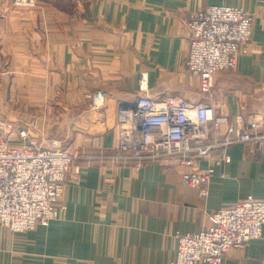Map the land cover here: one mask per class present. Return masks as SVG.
Returning <instances> with one entry per match:
<instances>
[{"label": "crops", "instance_id": "obj_1", "mask_svg": "<svg viewBox=\"0 0 264 264\" xmlns=\"http://www.w3.org/2000/svg\"><path fill=\"white\" fill-rule=\"evenodd\" d=\"M208 5L253 16L235 68L214 75L213 97L184 65L185 20ZM140 79L154 99L205 101L231 122L264 119V0H36L33 8L0 0V118L21 127L33 119L37 139L78 151L61 216L24 232L0 226V264H171L177 235L207 228L209 212L264 199V146L230 144L225 177H213L204 197L182 181L183 166L118 154L117 104L136 99ZM98 91L105 98L95 105ZM263 250L264 225L218 264H261Z\"/></svg>", "mask_w": 264, "mask_h": 264}, {"label": "built area", "instance_id": "obj_2", "mask_svg": "<svg viewBox=\"0 0 264 264\" xmlns=\"http://www.w3.org/2000/svg\"><path fill=\"white\" fill-rule=\"evenodd\" d=\"M13 3L35 4L34 0ZM185 24L189 31L185 68L197 77L199 92L213 97L214 75L235 68L251 39L253 16L235 6L208 5L190 12ZM144 83L139 80L140 93L133 102L118 101V154L137 162L183 166L182 181L197 187L204 197L213 177H225L230 144L252 143V150L264 146V119L237 114L231 122L228 115L217 114L205 101L192 103L171 94L154 99L146 93ZM95 96V105L102 104L105 92ZM24 125L18 129L17 124L0 120V226L13 232L32 230L60 217L65 208L60 200L65 178L78 156L76 150L62 148L54 138L31 137ZM200 160L206 161L204 168L199 166ZM207 218L209 225L204 230L177 235L171 264H218L228 250L245 248L249 240L261 236L264 199L247 195L209 212Z\"/></svg>", "mask_w": 264, "mask_h": 264}, {"label": "rangeland", "instance_id": "obj_3", "mask_svg": "<svg viewBox=\"0 0 264 264\" xmlns=\"http://www.w3.org/2000/svg\"><path fill=\"white\" fill-rule=\"evenodd\" d=\"M34 2H35V4H34V6H28V5H18V6H23V7H27V8H33V7H35V5H36V0H34ZM12 3H13V0H12ZM14 4V3H13ZM14 5H16V4H14ZM0 120H6V121H9V122H13L14 124H17V122H16V119H9V118H0ZM32 121H33V119L29 122V123H25V125H24V127L25 128H29V135L31 136V137H35L36 138V135L33 133L34 132V127L35 126H33V124H32ZM18 126H20V125H18L17 124V127ZM20 127H18V129H19ZM17 133L16 132H13V136L15 137V135H16ZM56 140V139H55ZM57 141V140H56ZM58 142V141H57ZM58 144H59V146H61L62 147V145L58 142ZM65 148H67V147H65ZM73 150H76L77 151V149H75V148H72ZM78 152V151H77ZM67 177V176H66ZM65 180H66V178H65ZM63 191V190H62ZM61 194H62V192H61ZM62 202V201H61ZM61 216V215H60ZM58 219V218H57Z\"/></svg>", "mask_w": 264, "mask_h": 264}]
</instances>
